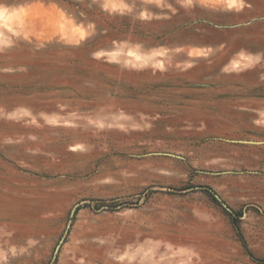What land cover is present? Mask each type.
I'll return each mask as SVG.
<instances>
[{
  "label": "rangeland",
  "instance_id": "obj_1",
  "mask_svg": "<svg viewBox=\"0 0 264 264\" xmlns=\"http://www.w3.org/2000/svg\"><path fill=\"white\" fill-rule=\"evenodd\" d=\"M0 264H264V0H0Z\"/></svg>",
  "mask_w": 264,
  "mask_h": 264
},
{
  "label": "water",
  "instance_id": "obj_2",
  "mask_svg": "<svg viewBox=\"0 0 264 264\" xmlns=\"http://www.w3.org/2000/svg\"><path fill=\"white\" fill-rule=\"evenodd\" d=\"M246 143H251V142H246Z\"/></svg>",
  "mask_w": 264,
  "mask_h": 264
}]
</instances>
